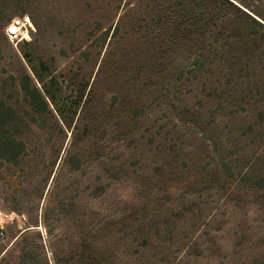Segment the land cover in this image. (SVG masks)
I'll use <instances>...</instances> for the list:
<instances>
[{"label":"rangeland","instance_id":"374dc122","mask_svg":"<svg viewBox=\"0 0 264 264\" xmlns=\"http://www.w3.org/2000/svg\"><path fill=\"white\" fill-rule=\"evenodd\" d=\"M0 101V264H264V0H0Z\"/></svg>","mask_w":264,"mask_h":264},{"label":"trees","instance_id":"16d2710c","mask_svg":"<svg viewBox=\"0 0 264 264\" xmlns=\"http://www.w3.org/2000/svg\"><path fill=\"white\" fill-rule=\"evenodd\" d=\"M23 56L30 63V54L25 52ZM25 81L27 84L31 82V79L26 76ZM31 95L39 97V91L37 88L32 89ZM48 97V96H47ZM49 98V97H48ZM52 98H49L50 101ZM44 106L47 107L45 101H42ZM14 111L10 106H7L3 101H0V159L7 163H16L21 154L22 142L16 140L11 135L10 124L13 121ZM95 242H87L83 240L81 242H72L67 246L60 254H53V259L50 260L46 257V254L42 256V264H109V261L103 258H99L95 252ZM22 264H25L22 259ZM30 261L29 264H32Z\"/></svg>","mask_w":264,"mask_h":264},{"label":"bare ground","instance_id":"6f19581e","mask_svg":"<svg viewBox=\"0 0 264 264\" xmlns=\"http://www.w3.org/2000/svg\"><path fill=\"white\" fill-rule=\"evenodd\" d=\"M25 22H26L27 27H29V28L32 27V25L30 24V21L28 19H26ZM18 25H19L18 23H14L11 26H9L8 33L10 34L11 38H16L17 35L19 34L21 29H20V26H18ZM9 30H11V31H9ZM23 35H25V37L28 38V35L26 33H23Z\"/></svg>","mask_w":264,"mask_h":264},{"label":"built area","instance_id":"2783aa9c","mask_svg":"<svg viewBox=\"0 0 264 264\" xmlns=\"http://www.w3.org/2000/svg\"><path fill=\"white\" fill-rule=\"evenodd\" d=\"M9 29V28H8ZM11 31V30H9ZM7 35L10 37V34L8 33V30H7ZM13 219V215L12 214H4L1 218V222H0V239H3L5 237V228H4V224L6 221H12Z\"/></svg>","mask_w":264,"mask_h":264}]
</instances>
